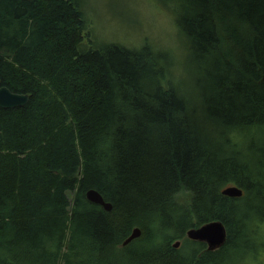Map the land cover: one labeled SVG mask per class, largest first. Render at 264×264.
Here are the masks:
<instances>
[{
    "label": "trees",
    "instance_id": "trees-1",
    "mask_svg": "<svg viewBox=\"0 0 264 264\" xmlns=\"http://www.w3.org/2000/svg\"><path fill=\"white\" fill-rule=\"evenodd\" d=\"M155 1L188 59L0 0V87L29 95L0 108V264H264V0ZM212 221L221 247L187 236Z\"/></svg>",
    "mask_w": 264,
    "mask_h": 264
},
{
    "label": "rangeland",
    "instance_id": "rangeland-1",
    "mask_svg": "<svg viewBox=\"0 0 264 264\" xmlns=\"http://www.w3.org/2000/svg\"><path fill=\"white\" fill-rule=\"evenodd\" d=\"M80 5L91 18L92 39L98 46L118 42L136 48L149 42L178 60L188 59L167 5L155 0H80Z\"/></svg>",
    "mask_w": 264,
    "mask_h": 264
},
{
    "label": "water",
    "instance_id": "water-1",
    "mask_svg": "<svg viewBox=\"0 0 264 264\" xmlns=\"http://www.w3.org/2000/svg\"><path fill=\"white\" fill-rule=\"evenodd\" d=\"M28 101V94L14 92L7 86L0 87V108L8 109L22 107L27 104ZM223 193L231 197H240L243 195V190L237 186H228L224 189ZM87 198L91 202L103 206L106 210L112 209V205L107 203L102 194L96 189H89L87 191ZM141 234L142 229L140 227H135L123 244L127 245L134 239L138 238ZM187 236L194 240L206 242L209 249H217L226 242L227 230L221 221H212L205 223L200 228L188 230ZM174 245L178 247L180 241H176Z\"/></svg>",
    "mask_w": 264,
    "mask_h": 264
}]
</instances>
